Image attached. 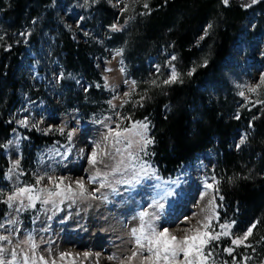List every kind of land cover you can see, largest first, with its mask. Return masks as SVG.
Here are the masks:
<instances>
[{"label":"rangeland","instance_id":"obj_1","mask_svg":"<svg viewBox=\"0 0 264 264\" xmlns=\"http://www.w3.org/2000/svg\"><path fill=\"white\" fill-rule=\"evenodd\" d=\"M156 1L88 0L84 5V0H51L28 25L20 24L15 30L3 12L8 9L9 0H3L0 52L7 48L8 41L23 50L12 76L19 83L14 99L16 108L12 115L8 114L16 130L0 152L8 166L0 179V198L14 188L26 185L33 186V195L42 188L52 192L69 187L72 190L64 193L71 199L52 196L54 203L49 204L41 203L47 194L39 193L40 199L35 201V207H28L26 198L23 207L18 201L12 202V208L5 204L0 219L4 227L0 228V235L8 240L0 241V247L5 249L8 260L15 249L14 264H24L25 256L29 258L28 264H165L163 260L157 262L147 250V241L142 240L144 248L136 243L137 236L142 234L138 231L134 236L133 229H139L144 223L146 234L147 224L152 223L157 231L166 228L169 235L183 239L185 235H194L198 228L204 231L201 225L208 222L206 217L212 218V227L219 223L220 213L228 214L225 198L220 199L223 182L216 175L215 140L213 148L197 154L189 165L182 168L177 179L164 182L156 167L145 166L147 172L141 171L140 166L147 156L145 153L148 154L153 143L140 151V137L123 131L132 126V123L124 122L126 105L135 108L138 103L147 101L136 87L135 79L126 77L128 63L124 50L129 52V32L133 24L148 16ZM229 1L249 8L259 0L256 3L252 0ZM145 3L147 7H144ZM99 6L113 14L107 25L98 15ZM260 17L258 10L248 13L235 44L222 63L216 88L211 85L209 89H200L207 101L226 97L234 102L230 116L234 120H238L241 112L248 114L264 101V84H261L264 77V28L260 26ZM114 24L118 31L112 29ZM209 25L212 27L211 22L207 23L195 38L196 49L202 48L211 29ZM60 33L67 34L75 44L102 52L101 56L93 58L94 69L101 81L95 85L91 96H88L90 83L85 77L79 72H67L63 65L64 54L58 43ZM117 36L122 44L115 43ZM199 60L203 63L205 57L201 56ZM145 66L149 78L154 77L155 84L150 83L154 87L174 84L177 80L170 84L163 82L171 77L173 70L178 78V68L181 67L170 44L147 55ZM257 85L260 87L256 88ZM250 87L256 91H249ZM78 93L83 97L79 98ZM163 112L167 114V106ZM252 118L255 120L257 114ZM21 120H26L27 124H20ZM30 131L48 138L57 136L63 143L55 141L52 146H34L23 135ZM117 131L132 141L131 148H126L123 138L120 144H115ZM252 131V126H242L229 141L230 151L241 154L247 150L242 156L244 161L239 164L242 178L257 172L255 166L249 164V159L255 161L258 157L247 149ZM144 134L152 140L151 128H147ZM242 138H245L243 144L240 143ZM116 148L121 151L117 153ZM94 151L95 164L90 162ZM129 152L135 159L129 156ZM16 161H19L18 166ZM9 169H12L11 173ZM153 169L155 175H152ZM40 177L43 179L36 184ZM89 177L95 179L90 181ZM77 181L84 184L83 195ZM205 182L212 184L213 188H206ZM213 197L215 207L209 205ZM17 207L20 211L15 210ZM232 209L236 214V205ZM141 213H147L143 221ZM10 220L15 223H9ZM33 244L36 246L34 250Z\"/></svg>","mask_w":264,"mask_h":264},{"label":"trees","instance_id":"obj_2","mask_svg":"<svg viewBox=\"0 0 264 264\" xmlns=\"http://www.w3.org/2000/svg\"><path fill=\"white\" fill-rule=\"evenodd\" d=\"M51 0H9L4 16L12 23L15 30L20 24L28 25L30 21L44 11ZM99 6L98 15L107 25L112 19V12ZM0 9H4L0 0ZM260 11V26L264 28V0L249 8L236 1L223 0H158L148 16L138 19L129 32V52L124 50L128 63L126 77L135 79L136 87L147 99L135 108L126 105L125 124L143 121L152 129L153 145L145 157V166L156 167L164 181L175 179L180 170L189 165L197 154L213 148L216 141L218 164L216 174L222 178V196L228 204V214L220 213L218 224L210 229L212 234L225 231L221 224H229V235H221L206 246L210 255L205 264H260L264 261V101L253 108L250 113L241 112L238 120L230 118L234 102L226 97L207 101L201 88H216L220 79L221 67L229 49L235 44L240 27L250 11ZM106 18V20L104 19ZM211 22L212 27L202 48L196 49L195 38L200 29ZM264 30V29H262ZM59 45L63 52V65L67 72H79L90 83L88 96L95 90L101 78L94 69L93 58L102 52L87 45L75 44L67 34L60 33ZM114 41L122 44L117 36ZM171 45L179 64L178 78L174 84L158 87L150 84L145 66L147 55L156 52L161 46ZM124 49V48H123ZM23 48L8 41L7 48L0 52V152L15 127L10 116L15 111V97L19 83L13 80V70L18 65ZM205 57L202 63L199 58ZM197 61L196 64L193 62ZM191 69V75H189ZM193 69H195L193 71ZM128 72L130 75H128ZM210 86V87H209ZM42 93V92H40ZM42 95V94H41ZM79 98L83 95L78 93ZM141 104V105H139ZM80 107L81 102L77 103ZM168 112H163L164 107ZM257 114L254 120L253 115ZM10 120V122H9ZM252 126L248 140V151L257 160L249 159L257 172L242 178L239 164L244 161L241 154L229 150V141L236 130ZM34 146H51L60 141L57 136L43 137L34 132H24ZM63 143V142H61ZM6 160L0 154V179L7 169ZM150 167V168H151ZM7 194L0 198V219L3 217ZM237 212L234 214V206ZM253 224L247 239L240 245H233L232 239L242 237ZM233 248L232 254L224 249Z\"/></svg>","mask_w":264,"mask_h":264},{"label":"snow or ice","instance_id":"obj_3","mask_svg":"<svg viewBox=\"0 0 264 264\" xmlns=\"http://www.w3.org/2000/svg\"><path fill=\"white\" fill-rule=\"evenodd\" d=\"M95 2V0H93ZM257 0H252V3H256ZM223 3L227 5L229 3V0H223ZM88 4V0H84V5ZM148 5L145 3L144 7H147ZM82 19V18H81ZM211 27V25H209ZM113 30H119L118 27L114 24L112 25ZM21 35H24V33H21ZM2 39V38H0ZM119 54V53H118ZM175 59V57H173ZM205 63H207L205 61ZM195 69H193L194 71ZM191 75V72L189 73ZM177 80V74L175 70H173L171 77L167 80H165L163 83L164 84H170L173 83ZM135 83V82H133ZM153 84H155V81H153ZM261 84H264V77L261 78ZM260 87V85H257L256 88ZM256 88L250 87L248 90L251 92H255ZM241 96H243V92L240 93ZM238 118V117H237ZM22 125H26L27 121L26 120H21L19 122ZM35 127V125H33ZM148 128V125L144 123L143 121H136L132 124L130 128H125L123 131L125 133H132L133 135L139 136L140 141H142V146L140 148V151H144V147L147 144L153 143V141L145 136V132ZM62 132L63 130L60 129ZM111 131V130H110ZM71 133L68 134L69 139H71ZM124 139L126 141V148H131L132 146V141L128 139V137L124 136L122 137V133L117 131L116 132V138H115V144H120L121 139ZM107 139V137H105ZM244 139L242 138L240 143H244ZM239 147V145H238ZM117 153L121 151L120 148L115 149ZM147 155V153H145ZM96 153L95 151L92 154V158H90V162L95 164L96 160L95 157ZM129 156L132 157V153L129 152ZM135 159V157H132ZM19 161H16V165L18 166ZM147 162H143L141 164V171L147 172V168H150L151 166L148 165L147 168L145 165ZM134 167V166H133ZM12 172V169H9V173ZM152 175H155V170H152ZM10 178V177H9ZM43 179V177H40L36 180V184L40 183V180ZM95 177H89V180L92 181L94 180ZM157 180H159V177H156ZM128 182V181H125ZM78 187L80 188V194L83 195L85 188L84 184L81 181L76 182ZM59 188V185L56 186ZM205 187L208 189H212L213 185L205 182ZM33 186L26 185L24 187H16L14 190L10 193L7 194V199L3 200L2 202L7 204L9 208L13 207V201H18L19 205L21 207L24 206V199L26 198L28 201V207H35V201L40 199L39 193H46L47 196L41 200L42 204H49V203H54L51 200L52 196H64L65 191L66 192H71V188L69 187L66 190L62 191H56L52 192L49 191L46 188H42L37 190V194L33 195ZM216 191L218 192L219 189L217 188ZM66 199H71V196H64ZM221 200H223V197H220ZM215 197H213L212 200L209 201V205L215 207L214 205ZM16 211H20V207H17L15 209ZM147 215V213H141L140 214V219L141 221L144 220V217ZM211 217H206L205 220L208 221L207 223H202V228L204 231H201L199 228L196 229L195 234L192 236L185 235L183 239L177 238L176 236L169 235L168 229H163L162 231H157L156 228L153 226L152 223L147 224V233L145 234V224L141 223V226L139 229H133L132 234L136 236V233L139 231L142 235L137 236L136 238V243L140 245L141 248H144L145 245L142 243L143 241H147V250L151 252L155 258L156 261L163 260L165 264H205L206 260L208 259V256L210 255L209 252H206V246H208L211 241L213 240H219L221 235L227 236L229 235V232L227 229L231 228V225L229 224H221L220 227L222 229H225V231L221 233H215L212 234L210 229H211ZM9 223H15V221L10 220ZM4 225L0 224V228H3ZM256 227L255 224L250 226L247 231L244 233L243 237H236L232 239V244L233 245H240L243 240L247 239V237L252 234L253 229ZM31 240V237H29ZM8 237L0 235V241H7ZM11 241H9L10 243ZM33 250L35 249V244L32 245ZM226 252L229 254H232L234 251L233 248L229 247L224 249ZM11 255V260H8L5 257V249L3 247H0V264H14L17 253L15 249H13L10 253ZM41 260H43V257H40ZM29 258L27 256L24 257V264H28ZM235 264V261H234Z\"/></svg>","mask_w":264,"mask_h":264}]
</instances>
